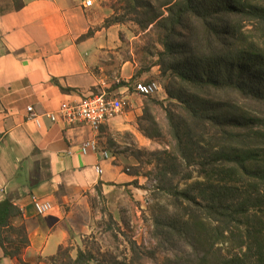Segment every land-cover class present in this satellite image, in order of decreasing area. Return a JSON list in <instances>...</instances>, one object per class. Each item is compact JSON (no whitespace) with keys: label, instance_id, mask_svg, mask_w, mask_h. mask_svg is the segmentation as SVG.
I'll return each instance as SVG.
<instances>
[{"label":"crops","instance_id":"1","mask_svg":"<svg viewBox=\"0 0 264 264\" xmlns=\"http://www.w3.org/2000/svg\"><path fill=\"white\" fill-rule=\"evenodd\" d=\"M21 1L15 10L13 0H0V203L21 211L11 225L25 227L29 245L13 258L0 247V264H49L59 247L76 250L92 227L99 195L110 201L117 187L131 189L134 181L146 180L128 173L138 166L134 150L151 143L140 127L146 97L134 84L150 80L156 67L140 72L133 49L121 40L125 29L104 27L114 13L109 0ZM100 90L127 101L97 136L99 151L110 156L105 161L100 153L80 151L93 138L88 126L46 116ZM28 107L38 126L28 119ZM32 197L49 202L51 211L36 215Z\"/></svg>","mask_w":264,"mask_h":264},{"label":"trees","instance_id":"2","mask_svg":"<svg viewBox=\"0 0 264 264\" xmlns=\"http://www.w3.org/2000/svg\"><path fill=\"white\" fill-rule=\"evenodd\" d=\"M154 1L156 8L144 0L127 8L145 11L140 29L152 26L167 98L185 116L179 123L170 116L174 146L158 159L157 177L170 183L198 159L204 179L167 190L186 206L155 222L160 243L177 236L194 251L190 264H264V0ZM13 2L15 10L23 7ZM121 23L109 18L104 27ZM20 217L12 203H0L4 256L17 257L29 245L25 227L11 225ZM72 251L59 247L50 262H94L87 250L79 248L75 259Z\"/></svg>","mask_w":264,"mask_h":264},{"label":"rangeland","instance_id":"3","mask_svg":"<svg viewBox=\"0 0 264 264\" xmlns=\"http://www.w3.org/2000/svg\"><path fill=\"white\" fill-rule=\"evenodd\" d=\"M130 1L109 0L108 4L114 11L110 18L122 20L118 24L125 29L124 39L121 40L133 49L136 61L140 63V72L156 67V72L145 82L153 81L161 86L158 93L144 99L145 114L140 127L150 137V146L143 150H134L135 164L138 166L128 167V173H139L146 180L141 183L134 181L131 189L117 187L114 190V199L110 201L100 195L93 201L96 217L93 215L92 227L89 232L81 235L77 248H73L70 257L75 259L77 250L81 248L94 256L92 264H190L194 256L192 248L177 236L161 244L155 222L183 208L175 206H186L185 203L176 205L179 201L167 192L170 187L182 191L192 183L202 182L204 179L197 164L198 159L187 170L172 176L170 183L162 185L157 177L158 167H161L158 159H164V151L171 153L174 146L170 116L174 123L182 122L185 116L175 102L167 98L165 87L168 82L160 76V70L155 65L156 53L161 48L157 44L152 26L145 30L140 29V24L147 20L145 11L142 8H137L136 12L128 9ZM144 1L157 7L154 0ZM243 31L246 35L249 31L253 32L250 26ZM163 96L165 98L161 100L160 97ZM124 141L130 143L129 138ZM155 153L157 156H152ZM187 173L190 174V179L185 180ZM49 264L70 263L67 259L57 258V261Z\"/></svg>","mask_w":264,"mask_h":264},{"label":"built area","instance_id":"4","mask_svg":"<svg viewBox=\"0 0 264 264\" xmlns=\"http://www.w3.org/2000/svg\"><path fill=\"white\" fill-rule=\"evenodd\" d=\"M86 4L90 6L91 1H87ZM134 89L139 95L148 97L158 93L161 90V86L156 82L148 84L136 83ZM126 106L127 101L124 98L112 97L104 90H100L98 93L84 98L79 102L62 103L57 114L50 113L46 116L52 122L61 119L69 126L78 124L88 126L93 133V138L85 141L81 145L80 151L83 155H87L88 153H100L102 160L105 161L110 159V156L106 152L99 151L98 149L97 136L99 135L100 128L106 122L120 115ZM27 112L29 113L28 119L34 121L38 126L39 120L33 113L32 108L28 107ZM95 171L98 175H102L103 173L100 166H96ZM31 202L38 216L47 215L52 209V205L49 202L39 201L35 197H32Z\"/></svg>","mask_w":264,"mask_h":264}]
</instances>
